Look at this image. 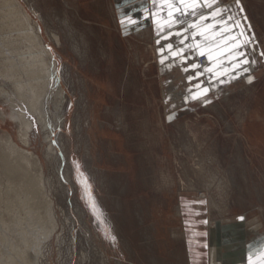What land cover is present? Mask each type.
I'll list each match as a JSON object with an SVG mask.
<instances>
[{
  "label": "rangeland",
  "instance_id": "374dc122",
  "mask_svg": "<svg viewBox=\"0 0 264 264\" xmlns=\"http://www.w3.org/2000/svg\"><path fill=\"white\" fill-rule=\"evenodd\" d=\"M17 1L50 52L51 73H25L41 51L8 25L0 1V152L9 136L40 158L56 218L50 238L43 229L29 235V260L264 264V64L231 89L187 99L181 80L165 87L155 41L123 31L115 0ZM246 2L264 49V0ZM205 61L198 56L200 67ZM17 83L46 88V123L29 113ZM17 111L33 122L29 144L11 117ZM9 250L0 237V251Z\"/></svg>",
  "mask_w": 264,
  "mask_h": 264
},
{
  "label": "crops",
  "instance_id": "0c3cea01",
  "mask_svg": "<svg viewBox=\"0 0 264 264\" xmlns=\"http://www.w3.org/2000/svg\"><path fill=\"white\" fill-rule=\"evenodd\" d=\"M115 1L117 2V14L121 18L123 31L126 33H137L141 36L147 33L150 36V41H155V55L157 57L159 76L164 81H169L165 85L166 88L175 84L173 81L181 80L182 92L178 93L180 97L188 99V97L197 93L191 89L190 81H197L196 83L199 85L198 88H201L200 90L207 87L210 90H214L217 87L219 88V86L220 89H231L237 86L239 79L252 77L255 67L252 70L250 63L248 64L250 66L241 65L240 67H234L235 60L232 59V53L235 49H232V41L229 38L231 35L238 37L237 43H242L246 37L251 38L250 42L244 44L242 51L247 53V58L253 65L255 63L264 64V56L261 55V53H264L263 43L257 35L256 25L252 18L253 12L250 10L246 0H217V5L228 9L223 15L225 17L229 15L234 17L233 21L228 22L229 24L239 21L240 28H243L245 32L244 37L240 36V28L233 27L232 33H227L225 31L226 26L218 23L220 17H216L215 20L211 17V12L217 5H214L213 9L206 7L197 8V15L192 16L190 15L191 9H184V5L180 3V0ZM200 2L203 3V0H200ZM177 9L183 10L185 14L181 16L180 11ZM170 11L173 13V20L179 18L181 21L179 24H172L171 27H169L171 23L169 21ZM201 15L208 17L202 22L207 31L203 36L196 35L193 39L194 30L188 26L193 22L201 23L199 19ZM185 29H187L186 32ZM177 32L183 33L184 36L188 37L185 44L179 42L183 37L177 36ZM165 37L168 38L165 39ZM169 43L173 44V50L185 48L186 44L199 43L201 49L206 53L203 56L208 59V53L211 52L212 60L208 59L209 63L205 69L201 67L193 68V65L198 64V56H200L196 54V50L186 51L183 54L185 59L181 62L179 57H170V53L167 50ZM161 49L164 50L163 56L169 57L165 59L164 64L160 63L162 59ZM208 68H212V72H208ZM245 70L248 72L243 73ZM248 73L250 75L246 76L245 74ZM210 93L208 91L207 94ZM165 94L173 95L174 93L173 90H168V92L166 90Z\"/></svg>",
  "mask_w": 264,
  "mask_h": 264
},
{
  "label": "bare ground",
  "instance_id": "6f19581e",
  "mask_svg": "<svg viewBox=\"0 0 264 264\" xmlns=\"http://www.w3.org/2000/svg\"><path fill=\"white\" fill-rule=\"evenodd\" d=\"M0 1L2 6L9 11V15L7 16L9 21L8 25L23 33L22 42L29 44V48H38L41 51L40 55L34 57L36 62L33 63V66L26 63L24 66L25 73L28 76L36 77L37 80H40L43 75L47 74L45 79L48 80V76L51 73H49L50 70L46 66V58L50 55V52L43 45V39L40 36L36 25L33 24L31 17L17 0ZM3 16L5 17L6 15ZM6 27L8 26L6 25ZM9 29L10 28L8 27L7 30ZM5 44L6 46L11 47L7 49L9 50V53L16 51L15 47H13L14 43L6 41ZM208 63L207 59V61L202 63L201 68L205 69ZM16 67L17 66L10 65V71L8 70V72L12 73ZM251 67L254 69L253 63H251ZM16 90L19 99L28 107L29 113L38 118L40 123L45 122V111L47 110L43 99L47 94L46 88L44 87L41 89L39 86L27 87L25 84L17 83ZM62 92L63 91H61L59 95H62ZM6 94L7 96L9 95L8 93ZM24 112H13L11 117L14 120H17L21 126V139L25 144H29V132L33 128V122ZM48 140L50 139L48 138ZM4 144L5 150L0 152V204L6 205L9 216H6L7 218H3V216L2 219H0V237L5 241L7 246L9 245L11 252L9 250L7 252H10V255H5L0 251V264H35L33 262L36 261L31 262L32 260H29L30 250L33 249L31 244L27 243L29 242V235L33 232H35L34 235H37V232H40L41 229H43L45 239L52 236L56 228V218L54 219L52 214L54 203H52L46 194L47 185L45 181L44 166L40 158L29 151L21 149L9 136L5 138ZM53 152L54 149L51 145L49 154ZM4 186L6 188H4ZM46 213H49L50 217H52L50 218L49 223L52 226L47 223ZM11 232L15 236L13 241H9L10 239L5 237L7 236V233ZM213 238L215 239V232H213ZM232 245L233 244H230L231 247H229L231 250L235 248V246ZM216 253L217 249L214 250L213 263L216 259ZM237 264H241L240 259H237Z\"/></svg>",
  "mask_w": 264,
  "mask_h": 264
},
{
  "label": "snow or ice",
  "instance_id": "6c2138e0",
  "mask_svg": "<svg viewBox=\"0 0 264 264\" xmlns=\"http://www.w3.org/2000/svg\"><path fill=\"white\" fill-rule=\"evenodd\" d=\"M180 3L184 5V9H191V13L190 15L192 16H196L197 15V8H208V9H213L214 5H217V0H203V3L200 2V0H180ZM179 10V9H177ZM180 11V15L183 16L185 13L183 10H179ZM228 11V9L224 6H220L217 5L214 10L211 12V17L215 20L216 17H220L218 23L222 26H226L225 27V31L227 33H232V29L233 27L236 28H240V24L239 21H235L234 24H229V21H233L234 17L229 15L227 17H225L223 14ZM173 13L170 11L169 12V21L171 22L169 24V27L172 26V24H179L181 21L179 20V18L173 20ZM208 17L201 15L200 16V22L201 23H196L193 22L191 23L188 27L193 29V39L195 38L196 35H200L203 36L204 33L207 31V28L203 26V21L206 20ZM187 31V29H185V32ZM159 34V33H158ZM177 36H182L183 38L180 39V43L181 44H185V41L188 39L187 36H184L183 33L177 32L176 33ZM240 36L244 37L245 36V32L243 30V28H240ZM168 37H165V39H167ZM232 41V49H235V51L232 53V59L235 60V65L234 67H240L241 65H248L250 62L247 58V53H245L244 51H242L244 44L250 42L251 38H245V40L242 43H237L238 37L236 35H231L229 37ZM157 43H159V41H157ZM167 50L170 53V57H179L181 59V62L184 61L185 57H184V53L186 51L189 50H196V54L203 56L205 55V51L201 49V45L199 43H193V44H186L185 48H181L179 50H173V44L169 43L167 45ZM161 56L162 59L160 60L161 64H164L165 59H168L169 57H164L163 56V52L164 50L161 49ZM262 56H264V53H261ZM208 59L212 60V55L211 52L208 53ZM200 65L196 64L193 65V68H199ZM187 70V69H185ZM208 72H212V68H208L207 69ZM191 80V78H189ZM249 82H251V79L249 80ZM199 87V86H198ZM209 89L208 88H203L202 90L198 91L192 98L195 99L198 96H202V95H206L208 93ZM206 223V222H205ZM113 239H115L113 237Z\"/></svg>",
  "mask_w": 264,
  "mask_h": 264
}]
</instances>
